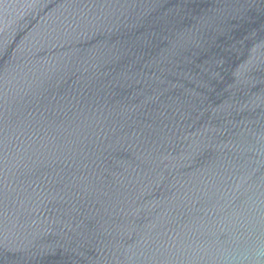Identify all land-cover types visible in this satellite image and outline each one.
Listing matches in <instances>:
<instances>
[{"label": "water", "instance_id": "obj_1", "mask_svg": "<svg viewBox=\"0 0 264 264\" xmlns=\"http://www.w3.org/2000/svg\"><path fill=\"white\" fill-rule=\"evenodd\" d=\"M0 264H264V0H0Z\"/></svg>", "mask_w": 264, "mask_h": 264}]
</instances>
